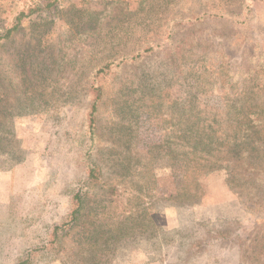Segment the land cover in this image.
<instances>
[{
  "label": "rangeland",
  "instance_id": "1",
  "mask_svg": "<svg viewBox=\"0 0 264 264\" xmlns=\"http://www.w3.org/2000/svg\"><path fill=\"white\" fill-rule=\"evenodd\" d=\"M21 12L0 41V170L14 169L0 264H264V157L234 182L226 163L201 174L196 202L174 197L178 116L264 104V0H0V34ZM226 190L241 217H209L205 198Z\"/></svg>",
  "mask_w": 264,
  "mask_h": 264
},
{
  "label": "trees",
  "instance_id": "2",
  "mask_svg": "<svg viewBox=\"0 0 264 264\" xmlns=\"http://www.w3.org/2000/svg\"><path fill=\"white\" fill-rule=\"evenodd\" d=\"M24 14L21 12L17 16V22L7 27L3 34H0V41L10 40L14 37L20 28ZM219 15L217 14V16ZM82 31H93L94 33L100 31V23L90 24ZM154 49L155 46H149L136 54L127 52L119 58L118 62L116 59L108 58L104 61V65L98 69L96 76L98 78L101 75H107L113 66L138 60L144 56V53H150ZM21 60L24 61V58ZM59 64L61 63L59 62ZM96 76L90 87L92 102L89 110V121L91 129L94 127L96 114L103 97V87L97 83ZM246 94L248 92L244 89L239 93L241 97ZM227 108L235 115L202 117L201 112L187 116L179 115L174 121L176 127L174 137L178 146L174 155L184 162L183 182L176 187L175 198H180L184 202H196L195 198L202 191L200 175L212 169H218L223 163L227 164L233 182L237 181L241 163L250 168L259 166L255 160L264 157V115H262L264 104L235 98L227 104ZM88 179L90 182L99 179L96 168H89ZM29 260L30 257L27 256L17 264H27Z\"/></svg>",
  "mask_w": 264,
  "mask_h": 264
},
{
  "label": "crops",
  "instance_id": "3",
  "mask_svg": "<svg viewBox=\"0 0 264 264\" xmlns=\"http://www.w3.org/2000/svg\"><path fill=\"white\" fill-rule=\"evenodd\" d=\"M13 174V168L9 170H0V202L2 201V197L7 198L11 194ZM225 192V198L221 199L219 202H210V198L208 196L205 198V200H209L206 202V205L209 204V207H216V212L209 217L213 219L215 217L222 218L225 221L240 218L242 212L241 204H239V201L229 190H226Z\"/></svg>",
  "mask_w": 264,
  "mask_h": 264
}]
</instances>
